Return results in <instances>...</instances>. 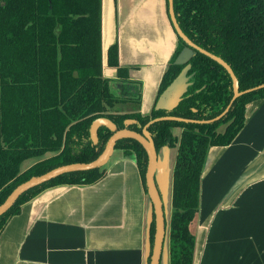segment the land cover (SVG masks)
<instances>
[{"label":"trees","instance_id":"trees-1","mask_svg":"<svg viewBox=\"0 0 264 264\" xmlns=\"http://www.w3.org/2000/svg\"><path fill=\"white\" fill-rule=\"evenodd\" d=\"M174 10L182 31L195 44L230 65L240 91L264 84V0H174ZM187 47L179 38L155 101L156 105L190 64L192 85L179 106L168 112L154 105L149 115H142L140 93L117 96L103 75L102 0H0V204L34 176L98 158L113 135L102 127L98 144L92 143L90 127L98 118L110 119L119 130L141 133L150 120L162 116L204 121L221 115L233 97L231 77L222 65L196 50L187 61L178 62ZM108 65L117 68L121 81H128V69L119 65L117 44L108 49ZM262 98L264 88L243 94L214 123L160 121L149 127L158 153L166 146L177 151L168 234L170 264L194 263L196 239L190 225L199 210L210 148L231 144L245 125L247 105ZM129 103L134 107L124 109ZM174 128L181 129L180 136L174 135ZM115 149L135 156L147 192L148 155L143 146L124 138ZM32 158L40 159L21 170L23 162ZM106 174L105 165L64 174L29 190L0 216V233L43 190L92 185ZM154 234L152 212L147 264Z\"/></svg>","mask_w":264,"mask_h":264},{"label":"crops","instance_id":"crops-1","mask_svg":"<svg viewBox=\"0 0 264 264\" xmlns=\"http://www.w3.org/2000/svg\"><path fill=\"white\" fill-rule=\"evenodd\" d=\"M113 44L127 82L108 65ZM178 45L168 0H102L103 75L117 96L140 93L142 115L152 111ZM192 55L186 48L179 60ZM175 151L162 161L169 164ZM106 167L95 184L50 187L25 203L0 233V264H147L153 209L136 158L115 149ZM171 213L161 264H170ZM190 230L193 264H264V98L247 105L231 144L210 148Z\"/></svg>","mask_w":264,"mask_h":264},{"label":"water","instance_id":"water-1","mask_svg":"<svg viewBox=\"0 0 264 264\" xmlns=\"http://www.w3.org/2000/svg\"><path fill=\"white\" fill-rule=\"evenodd\" d=\"M168 8L169 15L174 26V29L180 39H182L188 48L192 51L196 50L214 61L218 62L222 65L228 74L231 77L233 83V97L229 106L225 109V111L211 120H193L186 119L182 117L175 116H162L155 119L150 120L142 129L141 133L132 131L130 129H117V126L108 118H98L96 119L91 127H90V138L94 145L99 142V129L102 127L107 128L108 130L113 132V135L108 140L106 147L103 153L96 158L95 160L87 163H72L68 165L59 166L54 168L42 175L34 176L29 180L23 182L18 185L11 194L6 198V200L0 204V216L5 214L9 209L13 207V205L17 202L21 195L28 192L29 190L42 185L46 182L51 181L61 175L73 173V172H83L89 171L97 168H101L109 162L111 159L115 148L116 143L124 138H131L140 143L145 149L148 155V166L145 175V186L147 189V194L149 200L151 201L154 213V221H155V234L154 241L152 247V253L149 264H161V258L163 254L165 239H166V216L164 212V204L162 201L161 194L156 184V172L158 169V151L155 146V142L152 134L149 131V127L156 122L160 121H176V122H184V123H194V124H210L216 121H219L231 107L232 103L240 96L245 93H249L255 90H259L264 88V84L254 87L252 89L246 91H240L239 80L235 75L234 71L230 67V65L224 61L221 57L216 56L215 54L199 47L195 44L181 29L174 10V0H168ZM191 69V65L187 64L178 76L172 81V83L164 90V92L159 96L155 109L156 110H164L171 112L176 109L180 102L182 101L185 94L188 92V89L192 85L191 79L192 75L189 74ZM166 152L169 150V147H165Z\"/></svg>","mask_w":264,"mask_h":264},{"label":"rangeland","instance_id":"rangeland-1","mask_svg":"<svg viewBox=\"0 0 264 264\" xmlns=\"http://www.w3.org/2000/svg\"><path fill=\"white\" fill-rule=\"evenodd\" d=\"M186 49V48H184ZM183 49V50H184ZM187 49H190L187 47ZM182 54V52H181ZM180 54V56H181ZM178 57V62H180ZM182 63H184L185 61H187V57L186 56H182ZM180 130L178 129H173V132L175 134H178ZM172 152V150H171ZM166 159L168 158V151L166 152V149L164 148L163 151L160 154L159 157V162H158V169L156 172V181L158 183V188L160 189V192L162 194V201L164 204V212L165 214L168 212H172V205H171V200H172V174H173V168L175 165V157H176V151H175V155L174 156H169V164H167L164 161H162V156ZM38 159L40 158H32V159H28L25 162H23V164L21 165V170H25L28 167H30L33 163H35L36 161H38Z\"/></svg>","mask_w":264,"mask_h":264}]
</instances>
